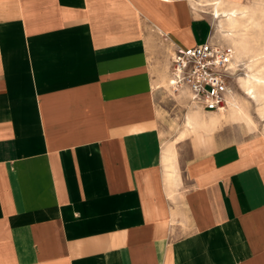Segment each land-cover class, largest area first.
I'll return each instance as SVG.
<instances>
[{
	"label": "crops",
	"instance_id": "crops-1",
	"mask_svg": "<svg viewBox=\"0 0 264 264\" xmlns=\"http://www.w3.org/2000/svg\"><path fill=\"white\" fill-rule=\"evenodd\" d=\"M212 7L0 0V264H264V134L163 137L170 50L220 42Z\"/></svg>",
	"mask_w": 264,
	"mask_h": 264
},
{
	"label": "rangeland",
	"instance_id": "rangeland-1",
	"mask_svg": "<svg viewBox=\"0 0 264 264\" xmlns=\"http://www.w3.org/2000/svg\"><path fill=\"white\" fill-rule=\"evenodd\" d=\"M192 4L204 5V10L210 11L209 5L213 0H188ZM246 6L247 17H243L241 12H238L237 21H230L229 14L231 10H225L220 7V18L217 19L215 13L212 15L216 19L212 35L222 43H228L233 48L232 41H246L247 50L238 61L239 71L235 75L233 81V92L236 95L237 103L243 108L242 113L247 116L237 113L238 118H232L227 115V111L218 115V120L211 127L202 129L200 134L183 131V119L186 112L192 106L188 102L187 93L185 91L175 92L171 87L163 84L160 88L162 91V102L168 110L169 121L166 123V128L163 130L164 140L171 139V145L181 141L180 145L183 151L188 152L191 147L196 146L197 141L204 139L206 136L216 135L225 132L224 137L219 141L225 142L234 140L238 137H251L256 134H264V115H262L263 101L252 99L245 94L242 85L238 83L236 78L246 77L247 74L255 73L258 66L264 64V0H242ZM205 14V13H203ZM207 15V14H206ZM246 27V28H245ZM172 53V50H170ZM260 56V58H257ZM261 54V55H260ZM255 58V59H254ZM263 58V59H262ZM260 60V61H259ZM257 64V65H256ZM252 67V69H251ZM258 100V101H257ZM234 109H237V107ZM199 110V109H198ZM204 122H211L215 113L200 112ZM227 115V117H226ZM178 148L177 145H174Z\"/></svg>",
	"mask_w": 264,
	"mask_h": 264
},
{
	"label": "built area",
	"instance_id": "built-area-1",
	"mask_svg": "<svg viewBox=\"0 0 264 264\" xmlns=\"http://www.w3.org/2000/svg\"><path fill=\"white\" fill-rule=\"evenodd\" d=\"M239 71L234 48L206 39L194 45H175L170 56L168 84L175 92L185 91L188 102L208 112L224 111L233 94Z\"/></svg>",
	"mask_w": 264,
	"mask_h": 264
},
{
	"label": "bare ground",
	"instance_id": "bare-ground-1",
	"mask_svg": "<svg viewBox=\"0 0 264 264\" xmlns=\"http://www.w3.org/2000/svg\"><path fill=\"white\" fill-rule=\"evenodd\" d=\"M221 3V2H220ZM214 6V5H213ZM218 6H219V3H216L214 8L215 11V15L217 19L220 18V12L218 10ZM237 11H232V13L229 15V20L232 21L237 18ZM233 21V22H234ZM234 45V44H233ZM236 46V45H235ZM241 48V47H239ZM237 49V48H236ZM235 50V49H234ZM243 50V49H242ZM239 51V49L237 50V52ZM242 52V51H241ZM240 53V52H239ZM243 53V52H242ZM259 54H257V58L260 56H258ZM261 55V54H260ZM240 56V55H238ZM240 58V57H238ZM264 58V57H263ZM262 58V59H263ZM255 59V58H254ZM261 59V58H260ZM264 60V59H263ZM235 61L238 62L237 58L235 57ZM260 61V60H259ZM257 65V64H256ZM252 69V67H251ZM238 80V83L242 85L243 89L245 90V94L248 95V97L256 100L257 99V90H259L258 88L259 87H264V64H262L261 66H258V69L257 71H255V73H250V74H247L246 77H239V78H236ZM264 89V88H263ZM262 89V90H263ZM261 90V89H260ZM181 93L183 91H180ZM264 93V92H263ZM260 94L262 95V93L260 92ZM264 96V95H263ZM259 99V98H258ZM260 100V99H259ZM258 101V100H257ZM227 107L224 111H220V112H209V113H224L228 110L229 106H232L233 108L237 107L236 110H239L240 112H243V108L239 106V104L237 103V98L233 92V94L228 98L227 100ZM194 118V117H193ZM193 118H191V120H193ZM189 120H190V117H189ZM191 123V121H190ZM189 125V124H188Z\"/></svg>",
	"mask_w": 264,
	"mask_h": 264
}]
</instances>
